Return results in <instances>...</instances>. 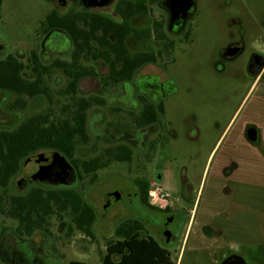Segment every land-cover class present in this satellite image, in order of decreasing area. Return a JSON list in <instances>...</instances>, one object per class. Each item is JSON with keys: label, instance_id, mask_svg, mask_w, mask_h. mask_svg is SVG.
Listing matches in <instances>:
<instances>
[{"label": "flooded vegetation", "instance_id": "obj_1", "mask_svg": "<svg viewBox=\"0 0 264 264\" xmlns=\"http://www.w3.org/2000/svg\"><path fill=\"white\" fill-rule=\"evenodd\" d=\"M51 1L55 6L65 10L62 13L56 11L61 16L68 14L72 10L80 12L79 25L84 27L83 13L85 12L92 15L101 14L120 21L124 19L119 12L120 4L123 1H132L138 4L139 0ZM194 1V7L188 9L186 0H143V6H146L147 10L133 15L129 18V21L134 28L140 30L149 28L151 36L139 39L135 34H130L126 39V45L131 53L155 52L157 54V61L154 64L158 65L161 73H143L142 68L150 63L144 64L131 79H122L117 85H114L121 87L122 91L113 99L119 100V102L130 109H141L144 99L157 104L162 103L164 105L163 115L167 114L168 102L174 94L176 87L174 79L167 75L169 65L175 61L173 53L179 50L185 51L186 49H182V45L185 43L188 45L193 44L196 30L199 28V21L198 19L196 20L199 11V1ZM204 7L205 45L203 52L205 80L210 84L218 85L222 92L233 91L229 98H226L223 106L215 109L217 113L226 117V124L222 127L217 123L212 143L203 153L198 151V148L189 151L183 150L181 147L178 148L175 145V141L179 139L180 133L171 119L167 120L165 126L160 124L162 131L159 132L157 139L151 141L149 144L147 136L152 132L148 130L151 125L140 127L138 133L139 141L143 140L144 142V145L141 147L144 153H147V149H169L173 154L174 160L176 162L179 160L184 164L183 170L181 172L177 170L175 173V195H171L165 187L162 182L163 176L158 175L156 176L157 179H155L148 176L146 171L143 176L136 178L133 188L139 198L138 217L143 223L144 235L154 237L167 249L174 246L182 236L189 221L190 208L194 206L198 194L199 188L190 176L188 165L190 162L205 161L207 165L206 170L209 165L208 174L203 177V191L206 194L204 204L206 221L203 228L206 236L212 237L213 229H218L220 232V242L239 244L244 241L253 244L257 242L259 234L257 190L260 185H264V178L260 182L258 173L259 144L262 139L261 133L263 132L262 127L264 125V0H204ZM43 30L41 56L46 52H50L52 55L70 52L72 55L74 43L66 31L62 29L45 31V25ZM97 33L99 34L101 31ZM110 37L113 38L112 35ZM152 38L156 43L155 48L148 50L147 42ZM130 39H133V45H129ZM92 43L96 47V50L103 51L105 49V47L100 46L95 41ZM62 45L66 47L62 49ZM188 45L186 46L188 47ZM0 47L3 48L1 45ZM160 56H165L167 62H160ZM90 57L99 67L98 71L96 75L82 77L79 85L82 80L88 79L95 80L97 83L98 81H102L104 86L103 79L109 73L108 64L106 65V62L102 59ZM100 63H105V65ZM99 77L100 80L98 79ZM130 91H132L131 96L128 94ZM95 95L100 94L96 93ZM94 107L102 108L103 106L96 105ZM111 109L113 114L118 115V113H121L120 108L113 107ZM90 128L91 120L88 119L89 132ZM111 129L110 131L113 132V127ZM252 131L257 132L255 140L251 137ZM194 132V128H191L185 132L184 137L192 139ZM106 133L110 135V132L107 131ZM103 134H105V130H101L98 127L93 131V136L98 138L104 136ZM223 143H225L224 146ZM120 145L131 147L124 132L117 133L115 144H108L97 154L85 159L96 157L108 148ZM42 151L50 152L52 150ZM219 151L218 164L213 167L214 160ZM56 154L60 156L59 161L50 163L58 164L65 159V163L61 166L60 170L62 172L67 169L74 170L76 172L74 182L67 185H55L39 178L20 186L19 181L24 176L22 165L20 176L15 180L16 192H27L34 187L32 186L34 183H40V185L48 188L75 189V186L83 178L84 172L80 167L75 165L74 159L60 153ZM151 158L152 156H149V159L146 160H150ZM108 166L90 173L93 175L92 178L95 179L98 171ZM138 179L141 183H137ZM154 186H157V188L164 187L167 192L163 196L164 198L170 197L171 201L165 205H159L151 201L150 193ZM146 187L149 189L148 201L142 198V191ZM106 201L107 204H112L107 199ZM197 202L198 197L195 207H198ZM91 205L95 208L98 217L96 207L93 204ZM68 223L66 234L69 231ZM41 232L49 233V231L42 230ZM20 237L26 239L27 245L34 251L35 258L31 261L32 264H49L53 253L50 249L46 251L40 250L44 244V239L37 242L33 237ZM36 248L40 252L36 253ZM232 255L242 257L239 250L235 248V250L224 254L220 263Z\"/></svg>", "mask_w": 264, "mask_h": 264}, {"label": "rangeland", "instance_id": "obj_2", "mask_svg": "<svg viewBox=\"0 0 264 264\" xmlns=\"http://www.w3.org/2000/svg\"><path fill=\"white\" fill-rule=\"evenodd\" d=\"M199 1V11L196 20L199 21V28L196 30V36L193 44L185 43L182 49L185 51H175V61L169 65L167 75L171 76L176 87L174 94L168 102V112L161 115L159 122L151 125L148 130L152 131L147 136L148 144L157 139L159 132L162 131L160 124L166 125L167 120L171 119L174 126L180 133V137L175 141V145L183 150H195L203 153L212 143L215 135L217 123L222 127L226 124V117L217 113L215 109L223 106L226 98H229L230 91H220L216 84H210L205 77L204 72V25L205 16L204 0ZM52 11L64 12L51 0H3L0 9V58L8 54H14L23 61H27L30 53L35 50L40 56L44 65H50V62L56 59L71 60V53L52 55L46 52L41 56V40L44 34L43 21ZM155 40L152 38L147 42L148 50L155 48ZM129 45H133V39H130ZM188 45V47L186 46ZM66 46L62 45L64 49ZM166 56V54H165ZM165 56H160V62H167ZM81 63L98 71V66L94 60L88 56L81 57ZM104 64L105 63H100ZM107 65V63H106ZM104 71H106L104 69ZM146 74H160L161 70L157 64L150 63L142 68ZM23 75L29 79H34L35 74L31 68H27ZM45 84L49 87L52 96V103L44 95H38L28 98V105L24 110L10 111L8 103L16 95L11 92L0 90V130L11 129L18 126L28 115L41 112L49 107L53 108L55 116H59L62 107L70 102V96L65 95L69 78L66 73L59 68H52L50 74H43ZM100 80V77L98 78ZM101 89H103L101 91ZM119 86L109 85L104 87L102 81L82 80L79 85L78 95H95L106 99V105L102 108L94 107L89 111L91 120L90 144L78 145L76 159H85L97 154L108 144H115L117 133L124 132L132 149L133 157L128 161H113L110 166L99 170L97 177L92 178V174L83 173V178L75 186V189L81 192L84 198L93 204L98 212L96 223L94 224V238H91L79 231L71 235L66 234L69 213H64V218L60 219L53 215L50 219L49 233L38 231L33 239L40 242L44 239V244L40 250L50 249L53 253L49 264H69L72 260H79L87 263H101L102 255L105 252L106 241L114 236L116 225L128 217H138L139 198L133 190L136 178L143 176L145 171L148 176H163V183L171 195L176 193L175 173L184 168L181 161H175L173 154L169 149L146 150L144 153L141 147L143 140L139 141L138 127L130 115V112H137L139 109H130L117 99L115 96L121 93ZM224 93V94H223ZM131 96L132 91L128 92ZM224 95V96H223ZM226 95V97H225ZM111 98V99H110ZM135 104V102H134ZM121 109L118 115L113 114L111 108ZM116 118V119H115ZM264 120V118H263ZM264 123V122H263ZM105 130L102 137L93 136L96 128ZM113 127V132L110 130ZM194 128L193 138L185 136V132ZM261 133L262 139L259 144L258 173L261 179L264 178V125ZM110 132V135L106 132ZM225 143H223V146ZM159 147V146H157ZM156 150V151H155ZM220 151L216 155L213 163L215 167L218 163ZM149 156L152 158L150 160ZM60 156L50 151L47 156L49 162H58ZM190 176L199 188L196 196L198 197V207H191L190 217L184 232L174 246L169 247L171 255L176 264H219L224 254L237 248L246 262V264H264V185H260L257 190L258 197V240L250 244L242 241L241 243L220 242V232L213 229L212 237H207L204 231L206 221L204 204L206 194L203 191L204 176L208 174L206 162H190ZM213 169V168H212ZM206 170V172H204ZM20 173L13 178L9 185L10 192H16L15 180ZM209 176H211L209 174ZM264 183V181H263ZM261 184V183H260ZM40 183H34L32 186H38ZM201 188V189H200ZM159 189V190H158ZM152 190L165 194L167 190L164 187L154 186ZM1 191V190H0ZM200 191V192H199ZM112 196L115 200L112 204H107V197ZM151 201L153 198L150 195ZM167 199V200H166ZM170 197L155 198V203L165 205L170 202ZM17 221L0 214V228L14 230ZM35 252H40L37 248ZM1 264H10V262L1 261Z\"/></svg>", "mask_w": 264, "mask_h": 264}, {"label": "trees", "instance_id": "obj_3", "mask_svg": "<svg viewBox=\"0 0 264 264\" xmlns=\"http://www.w3.org/2000/svg\"><path fill=\"white\" fill-rule=\"evenodd\" d=\"M2 3L3 0H0V9ZM143 4V0H139L138 4L123 1L119 12L124 19L120 21L85 12L84 27L79 25L80 12L76 10L63 16L56 11L48 14L43 21L45 31L62 29L74 43L70 61L58 58L50 65H44L35 50L30 53L27 61L14 54L0 58V90L16 95L8 103L10 111L24 110L28 98L38 95H44L50 103L53 102L49 87L43 79V74H50L52 68H62L69 78L63 93L70 96V102L62 107L59 116H55L53 108L49 107L28 115L14 128L0 130V214L17 221L15 231L20 236L31 238L37 231L48 232L47 225L51 217L57 215L62 219L68 211V234L77 230L94 238L93 225L97 213L79 191L38 185L25 193H17L10 192L9 185L20 173L24 160L42 150H52L74 159L75 165L87 174L113 161L132 160L133 149L126 145L108 148L90 159H75L77 145L87 144L91 140L88 130L89 110L96 105H106V99L99 95L79 96L78 92L82 77L96 75L94 69L82 65L83 54L102 59L108 64L109 73L103 79L104 87L117 85L122 79H131L141 66L157 61L155 52L131 53L126 45L130 34H135L139 39L151 36L149 28H134L129 21L133 15L147 10ZM98 31L101 33L98 34ZM94 41L105 49L96 50L92 43ZM27 68L32 69L34 79L23 75ZM163 114L162 103L147 99L143 100L141 109L130 112L138 127L157 123ZM137 183L141 181L138 179ZM142 198L148 201V187L142 191ZM143 228L139 217H128L116 225L113 238L106 241L101 263L72 260L69 264H176L171 252L154 237L145 236Z\"/></svg>", "mask_w": 264, "mask_h": 264}, {"label": "water", "instance_id": "obj_4", "mask_svg": "<svg viewBox=\"0 0 264 264\" xmlns=\"http://www.w3.org/2000/svg\"><path fill=\"white\" fill-rule=\"evenodd\" d=\"M188 9L195 5L194 0H186ZM251 137L253 140L257 137V132L252 131ZM48 151H38L29 156L23 162V178L19 181V185L23 186L29 181H34L42 178L55 185L70 184L76 179V172L74 170H60L65 163L63 159L60 163L54 164L47 160ZM107 200L112 202L114 197L108 196ZM111 204V203H110ZM108 204V205H110ZM35 258L34 251L27 245V240L19 236V234L12 229L0 228V259L4 262L12 264H32L31 261ZM220 264H246L242 257L232 255L225 259Z\"/></svg>", "mask_w": 264, "mask_h": 264}, {"label": "clouds", "instance_id": "obj_5", "mask_svg": "<svg viewBox=\"0 0 264 264\" xmlns=\"http://www.w3.org/2000/svg\"><path fill=\"white\" fill-rule=\"evenodd\" d=\"M152 193L153 194L151 195V197L153 198V202H155V198L157 197V191L153 190Z\"/></svg>", "mask_w": 264, "mask_h": 264}, {"label": "built area", "instance_id": "obj_6", "mask_svg": "<svg viewBox=\"0 0 264 264\" xmlns=\"http://www.w3.org/2000/svg\"><path fill=\"white\" fill-rule=\"evenodd\" d=\"M152 191H153V190H152ZM152 191H151L150 195L153 194ZM157 196H158L159 198H164L163 194H159V192H157ZM154 203H155V202H154Z\"/></svg>", "mask_w": 264, "mask_h": 264}]
</instances>
